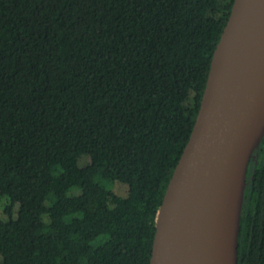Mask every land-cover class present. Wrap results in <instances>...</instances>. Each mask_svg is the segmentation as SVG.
I'll return each mask as SVG.
<instances>
[{
	"label": "trees",
	"instance_id": "trees-1",
	"mask_svg": "<svg viewBox=\"0 0 264 264\" xmlns=\"http://www.w3.org/2000/svg\"><path fill=\"white\" fill-rule=\"evenodd\" d=\"M234 1L0 0V264H150ZM261 150L241 264H264Z\"/></svg>",
	"mask_w": 264,
	"mask_h": 264
},
{
	"label": "water",
	"instance_id": "water-1",
	"mask_svg": "<svg viewBox=\"0 0 264 264\" xmlns=\"http://www.w3.org/2000/svg\"><path fill=\"white\" fill-rule=\"evenodd\" d=\"M263 141L264 0H235L158 212L150 264H241Z\"/></svg>",
	"mask_w": 264,
	"mask_h": 264
},
{
	"label": "rangeland",
	"instance_id": "rangeland-1",
	"mask_svg": "<svg viewBox=\"0 0 264 264\" xmlns=\"http://www.w3.org/2000/svg\"><path fill=\"white\" fill-rule=\"evenodd\" d=\"M87 163V159L83 158L82 160H80V166H85V164ZM97 182L103 186L105 189H107L108 191L122 197V198H127L129 196V187L128 185L120 182V181H107V180H102V179H97ZM76 194L80 193V189H77L75 191ZM6 203V199H3L0 203V207Z\"/></svg>",
	"mask_w": 264,
	"mask_h": 264
},
{
	"label": "flooded vegetation",
	"instance_id": "flooded-vegetation-1",
	"mask_svg": "<svg viewBox=\"0 0 264 264\" xmlns=\"http://www.w3.org/2000/svg\"><path fill=\"white\" fill-rule=\"evenodd\" d=\"M261 153H262V150H261ZM261 153H260V158H259L258 165H257V170L259 169L260 165L262 164ZM250 168H251V165H250ZM250 191H251V194H250V197H248L249 203L246 204L247 206H246V211H245V220L248 217V212H249V209H250L251 196H252V186H250Z\"/></svg>",
	"mask_w": 264,
	"mask_h": 264
}]
</instances>
